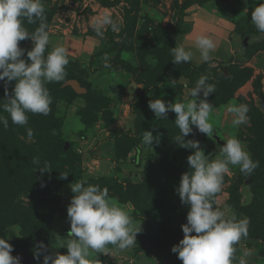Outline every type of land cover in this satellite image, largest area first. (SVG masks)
<instances>
[{"label": "rangeland", "instance_id": "374dc122", "mask_svg": "<svg viewBox=\"0 0 264 264\" xmlns=\"http://www.w3.org/2000/svg\"><path fill=\"white\" fill-rule=\"evenodd\" d=\"M187 1L44 0L50 34L47 51L57 45L64 46L68 50L69 62L76 60L83 65H79L76 75L80 76L92 91L98 93L95 95L100 99L96 101L101 107L95 123L86 126L80 116H76L74 110L71 111L73 106L69 104L72 94L67 90L68 87L71 88L70 81L49 83L46 87L53 99L51 111L47 116L33 114L38 121L27 125L34 131L33 138H27L25 127L14 125V128L5 130L4 134L8 135L20 132L18 139L26 142L31 148L36 145L34 158L41 157L44 152L41 148L46 147L40 140L47 143L46 138L50 137L46 135L47 127L44 125L49 122L50 117H54V133L51 136H56L59 141V153L47 161L49 172L42 174L35 164L27 170V176L33 175L30 179L34 184L39 181L44 184L38 189H35V186L25 188L23 177L26 172L17 183L14 178L16 171L0 174V185L1 182H11L4 190H0V211L10 214L12 220L19 216L27 221L30 219L28 223L32 227L35 226L38 234H42L44 239L47 238L45 246L51 251L50 254H67L64 246L68 242L67 234L70 231L67 207L74 195L70 188L72 183L83 181L86 184L99 185L101 188L115 189L121 195V192L128 193L132 187L154 182L151 194L149 193L150 198L137 196L136 200L125 204L112 200L128 212L137 227L141 226L142 231L136 237L137 244L124 251L109 247L104 253L90 251L88 258L98 259L100 264H182L171 249L183 239L181 225L186 223L188 208L181 204L176 188L179 186L181 175L190 170L187 157L192 154V150L180 148L176 143L175 138L180 135V130L174 123L175 113L169 112L166 119H156L148 108V103L157 98L172 103L189 102L191 97L188 90L195 86L201 75L209 76V82L216 88L215 93L207 98L214 107L209 117L214 133L208 137L193 126L194 134L185 139L199 141L205 155L212 153L213 158H221L220 147L230 138H238L246 144L253 160L261 150L264 151V132L252 122L255 109H259L264 121L260 97V92L264 94V33L259 32L251 23L252 11L261 0H229L227 4L210 2L204 10L208 13L215 12L210 14L211 18L197 13L193 9L196 6L194 5L185 12V24L180 28V33L185 34L177 36L175 30L179 29L180 8L184 7ZM105 15L119 24L120 31L113 32L108 27L103 38H100L96 36L93 26L97 19H102ZM195 17L204 27L208 25V29L212 27L218 30L226 23L227 30H224L229 37L222 43L221 37L219 40L215 39L214 33L209 31L213 29L193 27ZM24 25L31 32L33 25V31L39 26V21L32 25L25 21ZM201 35L218 41L216 49L222 45L223 50L219 52V57L211 53V61H201L195 47V40ZM176 36L175 46L182 44L194 53L193 60L189 62L191 67L188 75L184 72L183 75L176 76L184 66L164 58L166 48L169 50L170 44L172 46L173 43L172 38ZM246 39L249 48L244 46ZM20 46L30 51L33 44L25 40L20 42ZM253 46H256L258 51H255ZM89 51L92 58L99 51H102L104 56L107 54L111 67H104L103 57V61L98 65H89L92 61H88L89 55L86 53ZM220 56L224 59H220ZM236 70L250 74L240 85L232 80ZM66 71L68 77L72 69L66 68ZM153 72V80H157V86L147 91L148 101L137 106L140 111V129L137 134V115L133 112V106L139 94L144 91L146 76ZM219 74L225 79H230V83H224ZM172 80H175V83H172ZM14 84L15 82H12L9 86V93ZM258 84L260 92L256 90ZM199 95L203 98L202 92ZM4 98L3 82H0V100ZM97 103L95 102L96 105ZM239 104L249 106L247 115L250 122L237 127L231 123L233 117L227 109ZM105 105L107 106L104 107ZM107 113L114 114L113 122H106ZM1 128L2 125L0 130ZM118 130L130 133L127 135L129 137L125 138L117 132ZM144 131H151L154 137H159V142L154 141L152 148L142 144ZM40 133L45 134L43 138L42 135L39 136ZM123 140L128 144L124 147L125 150L118 147ZM4 141L6 140L3 138L0 140V155L3 160L9 148ZM119 154H122L121 157ZM13 155H16V158L18 156ZM2 159L0 163L5 165ZM6 164L10 166L8 158ZM230 168V174L224 177L221 191L214 196L215 204L225 210L228 217L250 220L247 238L236 245L234 264H239V259L244 258L246 250L251 251V255L246 258L248 264H264V171L257 173L256 168L249 176L241 173L239 166ZM65 172L69 173L67 180L60 179L61 173ZM113 174V178L118 182L112 180ZM120 183L122 186L119 187ZM4 193L9 195L5 197L7 201L3 204L1 202ZM140 198L141 201H138ZM22 224L23 222L15 221L13 226L6 229V236L10 237V241L22 238ZM27 250L28 248L24 247L16 254L27 258ZM39 264H43V260Z\"/></svg>", "mask_w": 264, "mask_h": 264}, {"label": "clouds", "instance_id": "9594fccd", "mask_svg": "<svg viewBox=\"0 0 264 264\" xmlns=\"http://www.w3.org/2000/svg\"><path fill=\"white\" fill-rule=\"evenodd\" d=\"M25 20L29 25L39 21V26L30 32L24 25ZM251 23L264 33V0L252 11ZM108 27L113 32L120 31L119 24L108 15L97 19L93 29L97 37L103 38ZM25 40L33 44L30 51L20 46ZM49 43L44 0H0V82H3L5 96L0 100V109L8 114H0V125L6 130L10 118L14 125L25 127L29 140L34 131L27 127L28 113L47 116L53 99L46 85L63 82L67 77L68 50L57 45L47 51ZM195 47L201 61L209 62L217 45L211 37L201 35L196 38ZM170 51L174 64L189 63L194 57L193 51L182 44ZM103 59L104 67L110 68L108 55ZM209 79L207 75L199 77L195 86L188 90L191 100L187 103H172L162 98L148 103L156 119H166L169 112L175 113L174 123L180 130L176 143L180 148L192 150L187 157L190 170L181 175L176 188L181 204L188 208L186 223L181 225L183 239L171 249L182 264H234L236 245L247 238L250 220L228 217L225 210L216 206L214 196L221 191L224 177L230 174V166H239L240 172L249 176L259 167V161L253 160L247 145L238 138H230L220 147L221 158H213L212 153L205 155L199 141L185 139L194 134L193 126L208 137L214 133L209 122L214 107L207 98L216 88ZM12 82L15 84L9 93ZM201 92L203 98H200ZM227 111L232 114L234 126L250 122L247 104L229 106ZM154 141L158 143L159 137H154L151 131L143 132V145L152 148ZM33 163L42 174L49 172L48 162L41 165L36 157ZM68 176L69 173H61L60 179L67 180ZM70 188L74 195L67 207L70 223L68 242L64 246L67 254H48L47 247L40 242L34 259L39 261L43 256V264H100L98 259L88 258L90 251L104 253L109 245L124 251L137 244L141 226L137 227L128 212L113 203L107 187L81 181L72 183ZM9 240L8 236H0V264H21V257L11 254L14 248ZM250 255L251 251L246 250L239 264H248L246 258Z\"/></svg>", "mask_w": 264, "mask_h": 264}, {"label": "trees", "instance_id": "16d2710c", "mask_svg": "<svg viewBox=\"0 0 264 264\" xmlns=\"http://www.w3.org/2000/svg\"><path fill=\"white\" fill-rule=\"evenodd\" d=\"M72 1L73 2H80L82 0H72ZM215 1H217V0H188L186 2V4L184 5V7L180 8V11H181V16L180 17H181V19L179 20V29L175 30V32H177L176 35L177 36H181V35L185 34V33H180V28L185 24L183 22L184 17H185V12L190 7H192L194 5H197V4L205 5V4L210 3V2L214 3ZM218 1H220L222 3H227L229 0H218ZM33 29H34V25L32 26V31H33ZM177 36H176V38H172L173 43H172V46L170 44L169 50H168V47L166 46L167 47L166 48V52L164 51L165 52V57L164 58L167 61L171 62V63H172L173 57L171 55L170 49H171V47L174 48ZM252 48H254L255 51H258V49H256V46H253ZM102 57H104V53L102 51L97 52L96 54H94V56L92 58V61L90 62L89 65H91L92 63L98 65L99 62L102 60ZM79 65L81 67L83 66L80 62H78L76 60H72V61L69 62V64L66 66V68L67 69H72V73H70V75L68 77H66L65 82L67 83L69 81H74V80L78 81L80 83V85L87 90V93L83 94V95H78L73 89L68 87L67 90H69V93L72 94V97L70 99L71 104H69V105L73 106V107L81 106V108L79 110V116H80L82 122L86 126H92L95 123V121L97 120L95 118L99 117V114H100L99 111H101V107L97 103L98 99H100V98L97 97V95H95V94H98L97 92L92 91L84 83V81L80 78V76L76 75V70L80 67ZM180 65H183L184 69L181 68V70L178 72V74L176 76L183 75L184 72H185L186 75H188V72H190V67H191L190 64L189 63H181ZM185 68L187 70H185ZM236 72H238V73H236ZM162 73H164V72H162ZM234 73H235V74H233L234 79H232V80L237 82L236 84H239V85L244 83L246 81V79L250 75L248 73H243V72L238 71V70H236ZM166 74H168V73L166 72ZM154 75H155V73L153 72L150 75L146 76L145 79H146V83L147 84H146V86L144 88V91L139 94L138 97L140 99L137 98L135 100L136 103L133 106V108H134L133 112L137 115L136 122H135V129L137 131L136 132L137 134H138V131L140 129V118H139V115H138L140 111L138 110L137 106L140 103L144 102V101L145 102L148 101V99H146V98H148L147 91L151 90V89H155V87L157 86L156 85L157 84V80H153ZM170 77H172V75ZM219 77L223 78L224 83H230V79H225V77L223 75L219 74ZM259 85L260 84H258L256 86V90L258 92H260V89H261ZM75 101L78 102L79 105L77 103H75ZM95 102L97 103V105L95 104ZM106 106L107 105H105L104 107H106ZM254 112H255V115L252 118V122L254 124H256V126L261 127L262 131L264 132V121H262V119H261V117H263V115L259 111V109H255ZM95 113H97V116H95ZM0 114H2L4 116H8V114L4 113L2 111V109H0ZM28 116H29V121H28L29 125L38 121L36 119V117H34V115L32 113H28ZM113 116H114L113 113L112 114L107 113L106 117H105L106 118V122H108V123L110 121L113 122ZM53 121H54V117H50L49 122H51V123L47 122L44 125V126L47 127L46 135L47 136L50 135V137L48 136L46 138L47 139V143L44 142L42 139L40 140L41 144H43L46 147V148H41V149L44 150V152L42 153V156H41L42 159H41V157H39V160H40L41 164H43V161L47 162L49 160H52L54 158V156L59 153V150H58L59 145L57 144V143H59V141L56 138V136H51L52 133H54V130L52 131ZM14 127H15L14 124L11 122V119L9 118V127L8 128H14ZM43 130L45 132V128H43ZM117 132L119 134H121L122 136H125V138H128L129 136H127V135H130V133H124L122 130H118ZM4 133H5V129L2 126V128L0 130V134H2V135H0V140H2V138L5 139L6 141H4V142L6 144H8L9 148H8V151H7L6 155L4 156V160L2 159L3 156L0 155V160L2 159V161L6 165L5 166V165L0 163V174L3 173V172L16 171V176L14 178H15V182L16 181L18 182L20 180L19 178H22V176L26 172L24 177H23V180L25 181L24 184H23V187H25V188H29L30 187L31 188V186H35V189H38L42 184H44V182L43 181H39V182L34 184L31 181V179H30L31 175L27 176V173H28L27 170H29L31 168V166L34 165L33 159H34V157L36 155L33 152H34V150H36L35 149L36 145L33 146L34 148H31L26 142H24L23 140H19L17 135L20 132H14V134L11 133L10 135H8V133L7 134H4ZM25 133L27 135V132H25ZM115 134L118 135L117 133H114V135ZM44 135L42 133H40L39 136H41V138H43ZM60 141H61V139H60ZM125 142H127V141L123 140L122 143L119 144L118 147H122V150H125L124 147L126 145H128ZM13 154H18L17 158H16V155H13ZM119 155L121 157L122 154H119ZM7 158L9 160V162H10V166L8 164H6ZM255 160L259 161L258 171L256 169V172L257 173L263 172L264 171V151L263 150L260 151L259 155H256V159ZM24 166L27 167V168L25 169ZM17 168H18V170H17ZM17 173H18V176H17ZM5 176L7 178L8 174H6ZM32 176H31V178H32ZM114 176H115V174H113L111 177L113 178ZM112 180L118 182V180L116 178H113ZM1 183L2 184L0 185V190H4V188H6V186L8 184H10L11 182L10 181H8V182L5 181L4 183L3 182H1ZM150 184H153V186L151 187ZM154 185H155V183L152 182V183H149L147 185L146 184H142L140 186H135V187L130 188L128 193L121 192V195H119L115 189H108V190H109V195L112 198V200H117L119 203L125 204V203H128V202H132L133 200H136L137 196L141 197V196L144 195V196H148V198H150L151 189H153ZM118 186L119 187L122 186L121 183ZM149 186L151 188H149ZM3 195H4V197H3L1 203L4 204L7 201V200H5L6 199L5 197L8 196L9 193H4ZM138 201H141V198L138 199ZM49 203L53 206L52 202L49 201ZM15 221L16 222H23V224L21 225L22 226L21 227L22 228V231H21L22 238H20L18 240H12V241L9 240L10 244L14 248V251L11 254L13 256H18L16 253L21 251V249H23L24 247L26 249L28 248V250H27V252H28L27 258H25V257L22 258L21 256H19V257H21V264H39L43 260V256H41L40 260L37 261L36 259H34V251H35L37 245L40 242H42L45 245L47 243L46 242L47 238L44 239V236L42 234H38V231L35 228V226L32 227V225L29 224L28 221L26 219H24L22 216H19V217L15 218V220L14 219L12 220L10 214L7 215L4 211H0V236H6V229H9L11 226H13ZM29 225H30V228H29ZM31 228H32V231H31ZM30 233H31V235H30ZM32 240H33V242H32ZM108 247L111 248V249L114 248L111 245H109ZM47 252H48V254H50V252H51V251H49L48 247H47Z\"/></svg>", "mask_w": 264, "mask_h": 264}, {"label": "crops", "instance_id": "0c3cea01", "mask_svg": "<svg viewBox=\"0 0 264 264\" xmlns=\"http://www.w3.org/2000/svg\"><path fill=\"white\" fill-rule=\"evenodd\" d=\"M216 2V1H215ZM217 2H220V1H218L217 0ZM210 4V3H209ZM209 4L207 3V4H205V5H196L193 9L197 12V13H200V14H202V16L203 17H205L206 16V18L208 17V18H211V16H210V14H213V13H215V12H211V13H208L207 11H205L204 10V7H206V6H209ZM224 4H227V3H224ZM193 9H192V11H193ZM197 15H199V14H197ZM197 20H198V18L196 19V17H195V20L193 21V27H195L196 28V26H198L199 28H201V29H206L207 27H208V25L207 26H205L204 27V25H201V23H199V22H197ZM202 24H205V23H202ZM201 25V26H200ZM231 26V25H230ZM226 27H227V25H226V23H225V25H222L221 26V28L220 29H213L212 27H209V29L211 28V29H213V31L212 30H209L208 28H207V30H209V31H211L212 33H214V36L213 37H215V39L217 38L218 40L220 39V37H221V41L220 42H224V41H226V38H228L229 36H227V33H226V31L225 30H227L226 29ZM225 29V30H224ZM192 30H193V28H192ZM191 30V31H192ZM223 32V33H222ZM221 34V35H220ZM224 38V39H223ZM217 43H218V41H216ZM234 42H236V41H234ZM222 43H220V44H222ZM220 46V48L219 49H215V51H213L212 53L214 54L213 56H215L216 55V57L218 56L219 57V52L221 51V49L223 50V48H222V45H219ZM245 46V45H244ZM245 47H250V45L248 44L247 46H245ZM217 51V52H216ZM224 53H226L225 51H224ZM230 53V52H229ZM87 55H89V57H88V61H91L92 60V56H91V53H90V51L88 52V53H86ZM94 56V55H93ZM223 58V56H220V59H222ZM224 59V58H223ZM203 62V61H202ZM201 62V63H202ZM227 70V69H226ZM261 93V92H260ZM263 94V93H262ZM79 95V94H78ZM80 108H81V106H75V107H72V109H71V111L72 110H74L75 111V114H76V116H79V110H80Z\"/></svg>", "mask_w": 264, "mask_h": 264}, {"label": "water", "instance_id": "95a60500", "mask_svg": "<svg viewBox=\"0 0 264 264\" xmlns=\"http://www.w3.org/2000/svg\"><path fill=\"white\" fill-rule=\"evenodd\" d=\"M249 39V38H248ZM248 39L245 40V46L248 45L247 41ZM70 87L79 95H83L87 93V90L83 88L78 81H70L69 82ZM260 97L262 99V109L264 110V94L260 93Z\"/></svg>", "mask_w": 264, "mask_h": 264}]
</instances>
